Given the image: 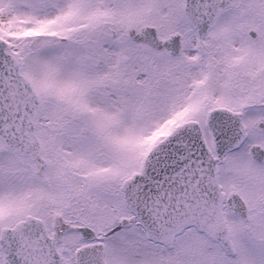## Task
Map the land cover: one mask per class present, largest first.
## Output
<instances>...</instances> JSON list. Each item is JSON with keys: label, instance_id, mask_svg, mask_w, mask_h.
<instances>
[{"label": "rangeland", "instance_id": "obj_1", "mask_svg": "<svg viewBox=\"0 0 264 264\" xmlns=\"http://www.w3.org/2000/svg\"><path fill=\"white\" fill-rule=\"evenodd\" d=\"M255 3L257 0H248L244 7L250 4L253 7ZM183 4V0H0V35L12 39L16 52L23 57L24 74L36 91L45 94V106L38 124L46 120L48 129L56 138L50 161L68 172L65 175L67 180L63 182L72 188L69 207L76 211L79 222L95 227L99 226L88 216L104 211L112 214V221L107 227L98 229L99 232L107 231L121 217L118 187L125 175L137 170L150 147L183 121L195 119L203 122L210 108L231 103L232 92H239L241 87L232 77L218 76L216 66L221 51H217L213 36L204 48H200L196 37L187 32L184 54L179 58H172L166 52H153L148 46L134 44L127 37L129 26H156L162 38L185 29ZM82 17L84 24L76 26ZM228 23L224 18L222 23L218 22L217 30L224 29ZM53 26H57L55 32L51 29ZM44 40H48L45 46L37 49ZM72 61L76 63L74 67L70 66ZM77 64L81 69L76 67ZM95 66L103 71H94ZM93 74L98 78L90 80L89 89L81 79L88 75L94 79ZM224 79L235 83L224 82ZM234 85L236 88L233 89ZM70 93L75 96L83 93L76 98L77 104L73 108L64 106L68 100L60 101L67 99L64 94ZM98 93H106L107 97L96 99ZM83 97L92 107L89 112L83 109ZM231 105L234 109L241 107L235 99ZM83 114V121H89L84 130H97L93 131V147L99 149L94 163L90 162L87 169L76 164L77 154L62 142L69 135L68 124L76 122L75 118H81ZM250 120L252 125H257L259 121L264 122V117L259 116L253 121L250 113L246 123ZM98 130L108 135L103 136ZM15 156L0 142V161L8 163L12 170L7 193L1 184L6 178V169L0 168V212L8 206L15 215L21 216L26 207L21 199L26 194L22 192L26 177L21 167L26 166L27 170L32 167L25 159ZM102 166L111 167L104 170L100 169ZM50 173L53 179L57 178L58 172L51 170ZM32 180L37 181L42 189L38 177ZM40 188L28 189L33 213H38L36 205L40 201ZM53 216L51 212L46 219ZM122 236L127 239L124 249L129 252L133 248L130 246L137 243V232L123 233ZM238 246L247 264H262L264 261V255L254 245L240 242ZM194 248L192 246L190 251L194 252ZM137 252L151 253L147 249H136L132 253ZM181 260L185 261V257ZM112 262L134 264L127 259L117 261L116 257ZM142 262L155 263L150 260Z\"/></svg>", "mask_w": 264, "mask_h": 264}, {"label": "water", "instance_id": "obj_2", "mask_svg": "<svg viewBox=\"0 0 264 264\" xmlns=\"http://www.w3.org/2000/svg\"><path fill=\"white\" fill-rule=\"evenodd\" d=\"M237 1L186 0V17L200 41L219 14L234 7ZM128 35L135 42L148 43L157 51L166 49L173 56L180 55L183 49L179 34L160 39L154 27H144L138 33L129 29ZM5 48L0 42V138L8 147L29 156L42 175L47 165L35 132L40 100L29 80L21 75L16 60L4 52ZM206 124L217 158L207 146L201 126L189 121L154 146L144 158L140 173L122 185L125 204L140 217L149 239L167 244L190 226L215 240L223 237L226 224L218 183L219 163L227 152L241 145L246 132L242 113L226 108L211 110ZM25 222L6 232L2 243L4 264H50L52 251L46 247L37 250V235L29 234L24 239V233L39 227L40 221L28 218ZM40 238L43 239L41 235ZM47 243L46 240L45 246ZM103 255L102 248H84L78 258L81 264H105Z\"/></svg>", "mask_w": 264, "mask_h": 264}, {"label": "flooded vegetation", "instance_id": "obj_3", "mask_svg": "<svg viewBox=\"0 0 264 264\" xmlns=\"http://www.w3.org/2000/svg\"><path fill=\"white\" fill-rule=\"evenodd\" d=\"M256 4V8L250 4L244 12L231 13L227 18L225 16L229 21L228 25L224 29H216L214 35L216 49L221 51L216 66L219 76L234 78L241 85L239 94L251 98L252 102L260 99V103L251 102L246 105L254 118L264 117V0H257ZM241 8L242 6L239 9ZM258 9H263V12L255 11ZM237 58L242 60L238 62ZM247 131L249 140L240 149L230 153L220 166L224 215L231 234L230 241L235 247L234 255L226 253L218 243L212 242L195 228H190L179 236L172 249L151 243L143 237L139 221L124 206H120L119 224H127L128 230L137 232V243L136 246L131 244L133 246L130 247L133 248L127 252L124 249L127 240L124 236L113 237L108 243L105 242L108 264L113 263L114 257L117 261L127 259L134 264H146L142 261L149 260L155 261L154 264H247L240 253V242L254 245L264 255V155L260 159H254L251 155L255 144L264 149V127H261L259 121L257 125H247ZM0 164L3 165V161ZM7 165L9 164L6 163ZM88 217L93 219V214ZM17 222L13 220L9 207L4 206V210L0 212V239L4 228H12ZM44 222L50 238H53L54 233L60 232L54 221ZM70 234L69 242L63 239L57 245V252L63 255L62 264H73L69 259L72 250L70 243H79V238L72 236L75 233L71 230L66 236ZM89 243L81 240L80 244L84 246ZM192 246L195 247L194 252L190 251ZM136 249H147L151 253H132ZM3 255L0 244V260ZM181 257H185V261Z\"/></svg>", "mask_w": 264, "mask_h": 264}]
</instances>
